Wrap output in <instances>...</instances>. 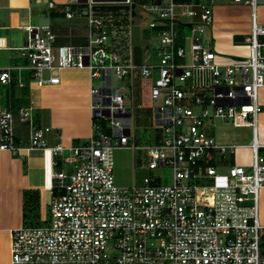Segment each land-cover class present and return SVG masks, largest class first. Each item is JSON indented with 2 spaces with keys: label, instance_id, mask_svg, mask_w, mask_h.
I'll return each mask as SVG.
<instances>
[{
  "label": "built area",
  "instance_id": "obj_1",
  "mask_svg": "<svg viewBox=\"0 0 264 264\" xmlns=\"http://www.w3.org/2000/svg\"><path fill=\"white\" fill-rule=\"evenodd\" d=\"M130 1L60 3L66 17L86 15L82 44H56L48 23L23 25L27 37L21 54L28 58L36 84L58 82L57 72L67 67L100 76L101 86L90 87V109L92 116L110 120L112 132L94 134L92 123L87 141L48 146L50 126L32 123L28 108H0V149L19 148L14 124L27 121V146L49 148L57 167L51 171L57 191L49 202L50 223L11 230L10 264H264V225L257 214L258 190L264 185V156L259 153L264 142L258 136L264 24L255 19L256 5L264 0H233L251 5L252 11L244 37L248 53L229 61L216 60L212 34H206L212 20L206 2L216 0H150L141 8L153 15L149 26L160 33L157 64L136 62L131 50L125 55L105 45L110 30L95 13V4ZM46 2L49 7L58 4ZM151 66L158 71L150 94L161 97L154 120L162 137L149 146L146 168L170 167L171 181L161 183L159 176L146 173L140 183L118 185L112 149L132 147L130 111L126 94L111 85L110 77L134 78L138 71L147 78ZM9 76L7 69L1 70L0 82ZM203 77L208 80L202 82ZM215 119L250 127V141L218 139L216 129L211 130L217 127ZM242 145L251 148L250 166L228 162V172L220 175L216 165ZM60 160L75 162L74 169L58 166ZM40 219L46 220L45 214Z\"/></svg>",
  "mask_w": 264,
  "mask_h": 264
},
{
  "label": "crops",
  "instance_id": "obj_2",
  "mask_svg": "<svg viewBox=\"0 0 264 264\" xmlns=\"http://www.w3.org/2000/svg\"><path fill=\"white\" fill-rule=\"evenodd\" d=\"M39 2L0 0V71L7 69L10 75L8 81L0 82V108H8L11 103L15 105L13 108L44 110L39 115L30 111L31 122L50 126L48 132H53L48 136V146L56 143L69 146L72 141H80L92 133L90 109L92 76L87 68L67 67L57 72L58 82L41 86L36 84L28 67L27 58L21 54V47L26 40L22 32L25 31L23 25L33 19V13L38 9L36 4ZM47 7L49 14L54 18L66 17L62 11V4ZM243 10L244 19L241 22L232 21L230 24L233 30L230 37L234 41L242 37L244 39L250 30L247 7H243ZM83 15L66 17L67 20H56L53 24L47 22L54 28L56 44L84 43L82 41L86 40L87 32L83 33L78 28L84 23ZM114 25L108 24L113 37L118 33ZM234 50L230 49L231 52H235ZM260 100L262 108L259 115L263 122L259 125L263 134L261 141L264 142V89ZM40 118H43V122H39ZM26 123L28 125V122ZM27 144L28 138L15 151L0 149V264H10L11 230L23 224V190H37L39 210H42L43 214L46 204H49L53 195L50 149L30 148ZM257 214L260 223L264 225V185L258 190Z\"/></svg>",
  "mask_w": 264,
  "mask_h": 264
},
{
  "label": "rangeland",
  "instance_id": "obj_3",
  "mask_svg": "<svg viewBox=\"0 0 264 264\" xmlns=\"http://www.w3.org/2000/svg\"><path fill=\"white\" fill-rule=\"evenodd\" d=\"M57 2L59 4L62 3L61 0H57ZM149 2L150 0H131L130 3H97L94 6V11L96 14L101 15L107 24H115L114 27L118 31L115 37H113V34H110L108 39L105 41L107 48L113 49L114 47H117L115 50L121 54L125 52V55H127L128 51L131 50L133 54L137 53L139 62L157 64L159 62L157 51L160 46V33L157 28L149 26V21L153 18V15L141 8L144 5L149 4ZM206 3H208L211 8L212 15L211 29H208L206 34H212L213 48L218 53L216 60L229 61L231 60L230 58H233L231 56H245L248 53V42L244 41L243 37L234 41L230 37L231 31H233L231 30L230 24L232 21L241 22L244 19L243 7H247V14L251 26V5L244 2H235L233 0H216L213 3H209L207 1ZM36 7L38 9L35 13H33V19L27 22L31 25H41L47 22L53 24L56 20H67L65 19L66 17L60 16L54 18L50 15L49 9L46 5V0H40V2L36 4ZM83 16L85 18L83 21L84 23H82L81 26H78V28L83 33H86L88 29L87 17L86 15ZM185 18H188V16ZM255 19L258 23L264 24V2L257 3L255 8ZM22 32L23 36L27 37L26 31L23 30ZM118 35L119 37H117ZM82 42L85 43L86 40L84 39ZM127 46L128 50L126 51ZM147 48L148 52L145 51ZM232 48L233 50L235 49V52L230 51ZM185 59L186 61H190L188 53H186ZM27 62L29 64L28 58ZM149 68L151 74L147 78L142 77L138 71H136L137 75L134 78L129 77L130 75L118 78L113 74L110 77L111 85L113 87H121L122 92L126 94L124 96V100L130 111V116H128L130 122H127V124L130 127L129 144L132 145V147H115L112 149V156L114 159L113 172L115 182L118 185L130 186L134 183H140L146 173L159 176L161 183H170L171 181L170 167L161 166L154 171L146 168L148 160L147 150L149 146L158 142L162 137L161 128L156 125L154 120V108L158 103H160L161 97H152L150 94V85L154 82L158 71L156 67L151 66ZM206 80L208 79L203 77L202 82ZM199 81H201V77H199ZM91 86H101V77L92 76ZM263 89L264 86H260L258 89L259 102L261 101L260 98ZM3 106L5 105H1V107ZM30 111L32 114L37 113L38 115L44 112V110H34L33 108L30 109ZM259 114L258 136L261 141L263 134L259 124L263 121H261V115ZM39 122H43V118H40ZM107 122L109 130H105V128L101 127L97 131L98 134L100 132H107L109 134L112 132L110 129V120ZM214 123L217 127L211 130L214 131L216 129L215 135L220 140H233L237 143H247L251 139L252 132L250 127H235L229 121L221 122L219 119H215ZM125 127H127V125H125ZM51 132H48L45 135L47 144L48 136ZM88 139L89 137L83 138L80 141H72L70 145L80 144ZM68 153V149H65L64 154ZM259 153L264 156V147L261 146L259 148ZM228 162L242 163L246 167H249L252 162L251 148L249 146L242 145L237 147L233 154H226L224 163H218L216 165V170L220 175L228 172ZM60 163L58 166L61 165L66 171L74 169L75 162L60 160ZM54 168L57 169V167L53 166L52 170ZM50 170L51 167H49V171ZM55 191H57L56 187ZM32 197L33 195H29L25 192V199L27 200L25 207L26 218L22 225H45L50 223V205L46 204L44 211L46 220H42L40 217L43 212L42 210H39V205H37V208L33 211L30 209L31 206H34L37 203V201L32 199ZM246 203H251V201H246Z\"/></svg>",
  "mask_w": 264,
  "mask_h": 264
},
{
  "label": "trees",
  "instance_id": "obj_4",
  "mask_svg": "<svg viewBox=\"0 0 264 264\" xmlns=\"http://www.w3.org/2000/svg\"><path fill=\"white\" fill-rule=\"evenodd\" d=\"M134 58L135 61L138 60L137 58V53H134ZM10 109L16 111L18 110V108H13L15 107V105L11 104L9 105ZM8 107V108H9ZM27 121H18V119L15 121V134H14V143L16 145H21L23 143H25L27 141L28 138V125L26 123ZM92 123H93V133L96 134L98 129L103 127L105 128V130L108 129L107 127V123H106V119L98 117V116H92ZM38 125L39 124H35ZM109 130V129H108ZM25 192H27L29 195H33L32 199H34L35 201H37V203L34 206H31V210H35V208H37V205L39 204V200H38V193L37 190H31V189H24L23 190V223L24 220L26 218V213H25V207L27 204V200L25 199ZM55 192V187L53 186V193Z\"/></svg>",
  "mask_w": 264,
  "mask_h": 264
},
{
  "label": "water",
  "instance_id": "obj_5",
  "mask_svg": "<svg viewBox=\"0 0 264 264\" xmlns=\"http://www.w3.org/2000/svg\"><path fill=\"white\" fill-rule=\"evenodd\" d=\"M124 115H129V112H127L126 114H124ZM126 132L128 133V130H126Z\"/></svg>",
  "mask_w": 264,
  "mask_h": 264
}]
</instances>
